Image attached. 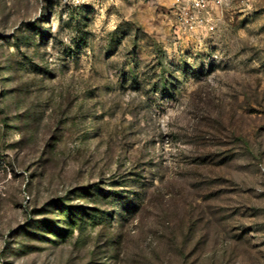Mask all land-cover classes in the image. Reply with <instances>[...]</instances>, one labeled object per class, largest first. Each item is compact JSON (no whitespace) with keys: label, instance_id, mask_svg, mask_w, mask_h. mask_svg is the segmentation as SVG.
<instances>
[{"label":"rangeland","instance_id":"374dc122","mask_svg":"<svg viewBox=\"0 0 264 264\" xmlns=\"http://www.w3.org/2000/svg\"><path fill=\"white\" fill-rule=\"evenodd\" d=\"M0 264H264V0H0Z\"/></svg>","mask_w":264,"mask_h":264},{"label":"trees","instance_id":"16d2710c","mask_svg":"<svg viewBox=\"0 0 264 264\" xmlns=\"http://www.w3.org/2000/svg\"><path fill=\"white\" fill-rule=\"evenodd\" d=\"M65 211H66V212H69V214H71V215H73V216L76 215V214H75V211H73V210L70 209V208L65 209ZM69 221H70V220H69Z\"/></svg>","mask_w":264,"mask_h":264}]
</instances>
